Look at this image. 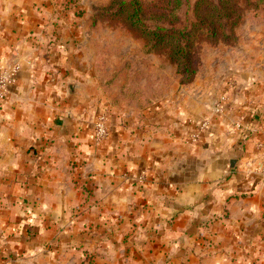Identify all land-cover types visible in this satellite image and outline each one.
<instances>
[{"label":"crops","instance_id":"1","mask_svg":"<svg viewBox=\"0 0 264 264\" xmlns=\"http://www.w3.org/2000/svg\"><path fill=\"white\" fill-rule=\"evenodd\" d=\"M61 2L0 0V73L20 66L0 102V264H264V58L222 51L158 105H114L99 28Z\"/></svg>","mask_w":264,"mask_h":264},{"label":"rangeland","instance_id":"2","mask_svg":"<svg viewBox=\"0 0 264 264\" xmlns=\"http://www.w3.org/2000/svg\"><path fill=\"white\" fill-rule=\"evenodd\" d=\"M118 1L122 0H63L61 3L69 6L71 3L79 2L83 6L79 16L88 13L89 24L99 28V53L104 60L100 66L103 74L100 84L103 91L107 95L117 93L122 95L124 89L129 88L136 96L146 97L154 106L158 105L161 99L172 91L173 79L178 81L179 79L173 74L171 66L161 60L162 53L156 54L150 51L144 56L142 40L134 31L132 33L128 30V24L122 16L114 15L119 9ZM153 1H144L148 12ZM207 1L218 3V0H185L179 10L178 27H192L196 20L194 11L196 5L206 7ZM235 3L241 12L240 18L237 19L239 29L236 31L235 39L227 42L223 36H220L215 40H208L209 43L198 65V74L207 60L216 59L222 51L244 52L247 58L256 51L259 57L264 58V0H235ZM95 13H97L96 22L93 21ZM140 43L141 49L137 46ZM256 57L254 54L253 58ZM261 67H264V64ZM116 72H118L116 77L118 80L112 78ZM179 85H181L180 81Z\"/></svg>","mask_w":264,"mask_h":264},{"label":"trees","instance_id":"3","mask_svg":"<svg viewBox=\"0 0 264 264\" xmlns=\"http://www.w3.org/2000/svg\"><path fill=\"white\" fill-rule=\"evenodd\" d=\"M144 1H118L119 9L114 15L122 16L128 24V30L132 33L134 31L142 40L143 54L146 55L150 51L156 54L162 53L161 60L171 66L173 74L181 85H188L196 78L198 65L209 43L208 40L223 36L228 42L230 39H235L236 31L239 29L237 19L240 18L241 12L235 0H218L217 4L207 1L206 7L197 4L194 10L196 20L190 28L178 27L179 10L185 0H154L149 12L144 6ZM97 13L93 15L94 22L97 21ZM117 76L118 72L114 73L112 78L118 80ZM108 97L114 105L135 101L142 108L154 106L146 97L140 98L135 93H131L129 88H125L122 95L115 97L108 95ZM257 122L258 120L252 115L245 118L240 133L242 141L253 136Z\"/></svg>","mask_w":264,"mask_h":264},{"label":"built area","instance_id":"4","mask_svg":"<svg viewBox=\"0 0 264 264\" xmlns=\"http://www.w3.org/2000/svg\"><path fill=\"white\" fill-rule=\"evenodd\" d=\"M20 70L19 64L12 65L8 70L3 71L0 73V102L6 100L9 94V88L14 83L17 73ZM230 87H235V82L231 81L229 83ZM227 97L222 96L217 100L216 104L214 105V112L217 114H221L224 109V103L226 102ZM245 119H240L234 123V128H236L239 133L243 130ZM200 128L203 131H207L210 128V123L208 120H201L199 124ZM109 135V127L107 125V118L105 115H100L98 120L94 124V138L96 141H102L107 138ZM200 139V134L196 133L192 136V140L194 142H198ZM256 148L258 150L264 149V140L257 143ZM253 173L258 174L261 179H264V165L255 169Z\"/></svg>","mask_w":264,"mask_h":264},{"label":"water","instance_id":"5","mask_svg":"<svg viewBox=\"0 0 264 264\" xmlns=\"http://www.w3.org/2000/svg\"><path fill=\"white\" fill-rule=\"evenodd\" d=\"M69 92L71 93V94H74L75 93V88H74V86H69ZM234 165H235V160H232L231 161V167H234Z\"/></svg>","mask_w":264,"mask_h":264}]
</instances>
